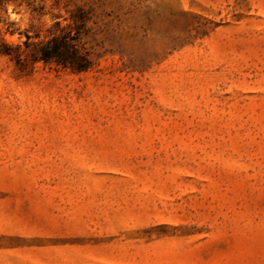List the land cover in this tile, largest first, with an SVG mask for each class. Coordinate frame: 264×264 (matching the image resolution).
<instances>
[{
	"label": "rangeland",
	"instance_id": "rangeland-1",
	"mask_svg": "<svg viewBox=\"0 0 264 264\" xmlns=\"http://www.w3.org/2000/svg\"><path fill=\"white\" fill-rule=\"evenodd\" d=\"M0 264H264V0H3Z\"/></svg>",
	"mask_w": 264,
	"mask_h": 264
},
{
	"label": "trees",
	"instance_id": "trees-1",
	"mask_svg": "<svg viewBox=\"0 0 264 264\" xmlns=\"http://www.w3.org/2000/svg\"><path fill=\"white\" fill-rule=\"evenodd\" d=\"M2 2L3 0H0V4ZM26 48L30 49V52L24 56L25 50L22 51L19 46L5 40L0 41V52L10 56L22 66L27 65L29 60L32 63L43 61L68 68L74 72H81L89 70L95 64L92 52L82 43L79 30L75 33L69 30L53 34L35 47H31V43H26Z\"/></svg>",
	"mask_w": 264,
	"mask_h": 264
}]
</instances>
